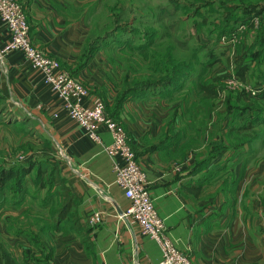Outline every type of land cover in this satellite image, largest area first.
<instances>
[{"label": "crops", "instance_id": "1", "mask_svg": "<svg viewBox=\"0 0 264 264\" xmlns=\"http://www.w3.org/2000/svg\"><path fill=\"white\" fill-rule=\"evenodd\" d=\"M23 1L35 46L89 90L84 106L103 101L108 117L124 128L177 248L193 264H264V155L255 148L264 144L229 146L225 95L210 104L196 85L186 84L175 93L152 89L131 95L118 107L121 80L105 55L110 46L85 61L91 29L86 0ZM9 40L0 15V48ZM0 95L18 122L35 131L28 143L55 151L59 177L75 200L56 234L44 230L52 224L47 215L35 222L40 207L11 210L9 219L0 211V234L9 252L24 264H44L35 262L41 254L30 237L36 235L51 255L47 264H159L157 242L141 234L133 219L120 218L131 202L115 182L113 167L121 159L105 151L111 133L102 128V143L94 142L20 51L8 52L0 63ZM215 142L225 147L205 163Z\"/></svg>", "mask_w": 264, "mask_h": 264}, {"label": "rangeland", "instance_id": "2", "mask_svg": "<svg viewBox=\"0 0 264 264\" xmlns=\"http://www.w3.org/2000/svg\"><path fill=\"white\" fill-rule=\"evenodd\" d=\"M85 2L89 9L87 17L90 27L97 28L100 33L108 31L112 34L107 42L111 47L106 49L105 55L109 63L111 56L117 59L118 78L124 80L125 74L121 70L125 64L135 65V69L140 73L131 80L135 78L164 80L166 77L163 72L168 61L161 62L162 72H157V68L154 67L149 69L153 66L154 59L146 55L144 58L139 50L135 54L134 50L126 51L129 44L135 48L142 47L143 53L148 52L150 46L154 45V51L161 56L168 55L174 48L173 54L179 58H187V60L195 58L193 74H189L185 79L179 78V80H190L188 83L181 81L183 87L189 84L187 86L192 89L196 84L191 80H205L206 83L221 80L220 85L225 96H228V93L234 94L235 91L228 84V80L239 79L235 75V65L225 66L226 59L236 56L240 46L255 42L258 30L264 29L263 12L257 14L260 18L257 26L249 28L252 17L255 16L247 17L248 13L244 8L234 7L233 11H228V18L234 19L231 24L229 23L230 25H227L232 26L231 30L220 34V29L226 24V20L223 19V14L227 12L224 7L226 2L224 3L223 0H86ZM259 2L264 4V0ZM217 57L220 62H215ZM257 61L255 67H253L254 63L251 64V71L246 78L247 84L252 87L264 83L258 82L264 80L262 77L264 59ZM111 67L114 70L112 64ZM245 95L251 98L248 94ZM35 135V131L18 122L17 116L13 115L5 102L0 99V169L16 170L22 166H33L31 173L22 177L24 184L22 192L17 191L16 187L14 190L10 189L15 184V180L8 181L0 190V211L2 215L7 216L5 218L9 219L11 210L18 212L22 210L19 208L30 206H33L35 211L39 206H44L43 211L48 212L47 208L51 206L54 208V204L58 202V199L50 201L47 199L48 177H45L46 181L41 177L39 179L38 175L39 171H41L40 176L52 171L58 163L57 155L49 148H44L46 151L41 150L35 142L29 144L28 140L33 139ZM255 148L258 153L264 155V149L260 144ZM49 190L51 197L58 193V190L53 191L51 187Z\"/></svg>", "mask_w": 264, "mask_h": 264}, {"label": "trees", "instance_id": "3", "mask_svg": "<svg viewBox=\"0 0 264 264\" xmlns=\"http://www.w3.org/2000/svg\"><path fill=\"white\" fill-rule=\"evenodd\" d=\"M20 4L22 5L24 11L27 13V9L23 0H19ZM226 4L224 5L226 9V13L223 14V19L226 20V24L222 26L220 29V34H224L231 30L232 26L230 25L233 22V18H228L229 14L228 11H233L234 7L244 8L248 16H257L260 12L264 11V4L259 3V0H223ZM241 19V18H240ZM239 20V19H238ZM230 23V24H229ZM203 26V25H202ZM253 24L249 25V28H252ZM264 28V25H263ZM97 28L90 29V35L88 41L85 45V53L86 59L85 61L88 62L92 59L95 53L101 51L102 49L110 46L107 42L110 40L111 35L108 31L104 33H100ZM98 31V32H97ZM259 33L256 36L255 42H252L249 45H242L238 49V53L233 58H227L225 66L232 67L235 65V75L240 79L242 82H246V78L248 73L251 71V64L258 62L257 60L264 59V29L258 30ZM150 38H152L150 36ZM154 38V37H153ZM111 47V46H110ZM259 47V48H257ZM142 47L131 46L129 44L126 51L134 50V54L139 50L141 51V55L145 58L146 56L152 57L154 59L153 66L149 67V69L157 68V72L161 71V62L168 61L166 63L165 71L163 72L166 77L164 80H141L139 78L135 80H131L132 77L140 75L139 71L135 69V65L133 64H125L124 68L121 70L124 72V80H121L117 87H119V93L117 95L116 104L118 107L122 106L126 103L130 98L131 95L145 93L152 89L159 90L161 92H177L180 90L178 87H182L181 89L185 88L182 86L181 81L186 82L187 80H179L185 79L188 77L189 74H193L194 65L196 64L195 58L188 59L187 58H179L175 56L174 48L171 52H169L166 56H161L157 52L154 51V45H151L149 51L143 53ZM107 49V48H106ZM109 49V48H108ZM107 49V50H108ZM126 51L123 53L125 54ZM119 54V53H116ZM123 54V55H124ZM160 56V59H158ZM134 59V56L132 57ZM129 59V58H128ZM132 60V59H131ZM254 61V62H253ZM215 62H220V59L217 57ZM110 63L114 66V74L117 76V68L119 69V64L117 63V59L110 57ZM195 63V64H194ZM264 77V76H262ZM200 80H198L199 82ZM260 81V80H259ZM258 81V82H259ZM221 80H213L211 83H206L205 80H201L196 87L199 88L200 91V98L206 100L208 103L212 102V100L217 99L219 94H222L223 87L220 85ZM261 82H264L261 81ZM224 92V91H223ZM234 94L228 93L229 95L224 98L226 113L224 116V120L226 121V130H227V141L230 142L232 148L235 147H244L245 145H251L259 141L260 143L264 144V93L260 96L255 98H248L244 92L235 90ZM0 99L3 100L2 96L0 95ZM4 101V100H3ZM211 104V103H210ZM111 117V116H110ZM114 121H116L113 117H111ZM118 122V121H117ZM216 142L211 144V152L207 157L208 160L205 163L209 162L211 159L217 158V155L220 153L225 147V144H221ZM226 146H228L226 144ZM241 151V150H240ZM33 170V166H22L20 168L15 169H0V190L4 188L10 180H15V184L10 187V189H15L17 191L24 190V184L22 182V177L28 175ZM59 167L56 165L52 168V171L46 172L40 176L41 171L38 172L39 179L40 177L43 180H46L45 177H48V193L47 199L53 200L58 199V202L47 208L48 212L43 211L44 206H39L40 208V216H37L35 222H43L45 220L44 217L41 215H47L48 220L50 221V227H45V231L52 232L54 234L60 233L61 228L59 226L60 223L65 221L68 216L70 215L73 206L75 204L74 197L68 194L66 187L63 181L59 177ZM47 181V180H46ZM49 187L53 188V191L58 190V193L51 197V190ZM54 193V192H53ZM56 193V192H55ZM264 202V198H263ZM30 215V212L26 213ZM40 218V219H39ZM74 219V217H73ZM10 232L12 231L9 230ZM21 235L30 237L31 233H28V230L20 229L19 230ZM34 243V246L38 247V251L41 254V257L35 258V262H40L43 260L44 264H47L51 255L48 254L45 247H43L40 243L39 236H32L30 237V242ZM24 260L17 259L11 252H9L7 244L2 239L0 234V264H24Z\"/></svg>", "mask_w": 264, "mask_h": 264}, {"label": "built area", "instance_id": "4", "mask_svg": "<svg viewBox=\"0 0 264 264\" xmlns=\"http://www.w3.org/2000/svg\"><path fill=\"white\" fill-rule=\"evenodd\" d=\"M0 15L8 27L10 40L0 48V63L10 51H20L31 67L43 75L45 82L51 86L69 117L83 128L96 143H102L100 131L106 128L112 136V144L105 147L106 153L112 158L119 157L113 172L116 184L123 190L131 207L121 214V219H133L141 234L149 236L160 246L162 260L159 264H193L186 253L180 251L167 234L164 220L160 217L150 191L145 172L141 168L137 156L128 141L124 128L108 117L105 103L101 100L89 106L83 102L89 96V90L77 79L60 68L59 62L48 53L35 46L27 13L19 0H0ZM258 16L252 17L253 26H257ZM233 90L242 91L251 98L264 93V83L252 87L237 78L228 80ZM95 222H101V215L94 216Z\"/></svg>", "mask_w": 264, "mask_h": 264}]
</instances>
